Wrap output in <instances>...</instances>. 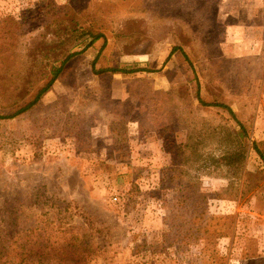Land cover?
Here are the masks:
<instances>
[{
  "label": "rangeland",
  "instance_id": "1",
  "mask_svg": "<svg viewBox=\"0 0 264 264\" xmlns=\"http://www.w3.org/2000/svg\"><path fill=\"white\" fill-rule=\"evenodd\" d=\"M73 53L0 119V229L53 221L90 264H264V0H0V115Z\"/></svg>",
  "mask_w": 264,
  "mask_h": 264
},
{
  "label": "trees",
  "instance_id": "2",
  "mask_svg": "<svg viewBox=\"0 0 264 264\" xmlns=\"http://www.w3.org/2000/svg\"><path fill=\"white\" fill-rule=\"evenodd\" d=\"M72 56L74 53L66 57L61 66L52 73L47 84L37 92L33 100L13 115H0V119L13 118L33 107L51 89L52 84L58 79L61 68ZM94 64L95 59L91 66L95 74H132L142 71L140 69H96L95 71ZM207 106L225 108L230 115H233V112L225 105L212 103ZM238 125L242 137L246 138L245 128L241 123ZM252 148L264 166V152L255 143H253ZM243 150L245 151V147ZM15 218H17L15 209L8 210L4 216L3 225L0 229V264H90V256L96 249L90 237L70 234L64 228L54 225L53 221L29 224L25 228L19 227V222ZM50 231L56 232L55 234L59 236L58 240H50Z\"/></svg>",
  "mask_w": 264,
  "mask_h": 264
}]
</instances>
